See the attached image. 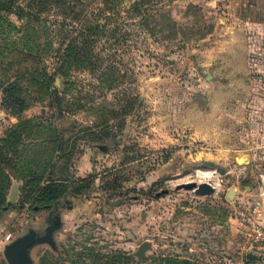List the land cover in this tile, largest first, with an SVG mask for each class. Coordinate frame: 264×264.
Masks as SVG:
<instances>
[{
    "label": "rangeland",
    "instance_id": "374dc122",
    "mask_svg": "<svg viewBox=\"0 0 264 264\" xmlns=\"http://www.w3.org/2000/svg\"><path fill=\"white\" fill-rule=\"evenodd\" d=\"M0 4V140L21 136L0 164V264L43 230L40 188L83 178L89 193L60 202L62 254L37 244L33 264H264V0ZM96 24L89 60L77 37Z\"/></svg>",
    "mask_w": 264,
    "mask_h": 264
},
{
    "label": "trees",
    "instance_id": "16d2710c",
    "mask_svg": "<svg viewBox=\"0 0 264 264\" xmlns=\"http://www.w3.org/2000/svg\"><path fill=\"white\" fill-rule=\"evenodd\" d=\"M1 8H2V5L0 4V9ZM100 28H103V27H100L96 24L94 26V32H93L90 30V28L87 25L82 26V29L80 30L81 35L77 37L78 38L77 39L78 49L80 46H86L85 48L87 49L88 55L90 57L89 60L94 59V57L96 56H95V53H93V44H88V41L86 40L89 39V37L93 34L96 36L97 34L95 32H97ZM50 92H51V99H52L51 104L54 105V101H55L56 102V106H55L56 112L57 113L60 112V114H62L65 111L59 106L60 105L59 91H57L55 88H52ZM10 127L11 128L7 130L5 137L0 140V164L3 161H6L5 159L8 160L11 157L10 155L13 156V160L15 159L14 158L15 152L14 153L12 152L11 154L10 151H13L16 148V146H18V144L21 142L20 130L18 129L19 124L15 123V124H12V126ZM28 172H31V174L39 173V171L37 172L36 169L32 170L31 168L28 169ZM62 181L63 180H55V181L53 180L50 182H46V184L43 185L42 188H40L41 192L45 194L44 203H43L44 208L48 209L54 206L56 203L63 202L66 197L81 198L89 193L90 189L87 187L89 185V182H91L90 178L88 179L83 178L77 181L71 180L75 184L73 188H70L69 187L70 184L67 183V182H71L70 180L65 179L63 182ZM5 189H6V186L0 185V205L5 200V197H6ZM55 253H57L58 255L62 254L59 248L55 249ZM82 254L83 252H79L77 258H71V264H83V261L81 260ZM112 256L110 260L98 262L97 264H117V260L120 259V253L114 254ZM97 259L98 260L100 259V255L97 256ZM112 259L113 261H111ZM159 260L160 262L158 264H197L188 259L179 258V257H171V256H162ZM45 264H51V263L49 261H45Z\"/></svg>",
    "mask_w": 264,
    "mask_h": 264
},
{
    "label": "water",
    "instance_id": "95a60500",
    "mask_svg": "<svg viewBox=\"0 0 264 264\" xmlns=\"http://www.w3.org/2000/svg\"><path fill=\"white\" fill-rule=\"evenodd\" d=\"M182 187L186 189H193L196 194H206L213 192L214 186L209 182H203V183H196V182H189L182 184ZM60 217H59V221ZM41 243H48L52 249H55V240L54 237H52L51 234L47 233L42 236H36L34 232L24 233L22 235L17 236L12 241L8 242L4 246V257L8 264H33V260L31 258L30 252L34 246ZM151 243L150 241H144L142 242L137 251L136 255L144 261L145 259V252L149 249H151ZM248 258H257L254 254H248Z\"/></svg>",
    "mask_w": 264,
    "mask_h": 264
},
{
    "label": "flooded vegetation",
    "instance_id": "af4514ba",
    "mask_svg": "<svg viewBox=\"0 0 264 264\" xmlns=\"http://www.w3.org/2000/svg\"><path fill=\"white\" fill-rule=\"evenodd\" d=\"M61 206H62V204H60V202H59V203H56L54 206L47 209V215L45 218V226L43 227L42 231H38L37 229L29 228L27 233L32 231V232H34V234L36 236H42V235L49 233L53 237L55 231H57L58 228L60 227V223L58 222L59 221L58 210L60 209Z\"/></svg>",
    "mask_w": 264,
    "mask_h": 264
},
{
    "label": "bare ground",
    "instance_id": "6f19581e",
    "mask_svg": "<svg viewBox=\"0 0 264 264\" xmlns=\"http://www.w3.org/2000/svg\"><path fill=\"white\" fill-rule=\"evenodd\" d=\"M205 175H208V173L204 172ZM210 175V174H209Z\"/></svg>",
    "mask_w": 264,
    "mask_h": 264
}]
</instances>
